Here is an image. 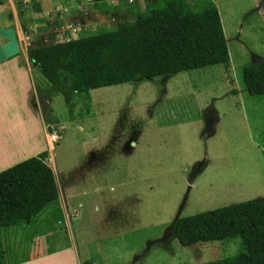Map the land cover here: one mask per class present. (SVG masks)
Listing matches in <instances>:
<instances>
[{"label": "rangeland", "instance_id": "374dc122", "mask_svg": "<svg viewBox=\"0 0 264 264\" xmlns=\"http://www.w3.org/2000/svg\"><path fill=\"white\" fill-rule=\"evenodd\" d=\"M147 1L106 0L115 6L107 14L78 0L66 14L81 15L78 25L88 26L70 38L131 23ZM183 1L199 7L198 0ZM210 1L220 16L226 67L95 89L86 104L75 97L69 112L27 58L28 50L57 43L60 23L79 22L63 14L69 0H0V26L13 27L19 45L0 69L27 70L35 99L29 106H37L42 124L29 119L10 68L0 72V123L15 116L30 145L43 128L45 162L58 189L56 203L33 225L0 230L8 261L25 250L69 245L78 254L73 264H205L245 252L239 237L183 248L170 234L178 218L264 198V95L249 96L241 77L245 66L264 59V0Z\"/></svg>", "mask_w": 264, "mask_h": 264}, {"label": "trees", "instance_id": "16d2710c", "mask_svg": "<svg viewBox=\"0 0 264 264\" xmlns=\"http://www.w3.org/2000/svg\"><path fill=\"white\" fill-rule=\"evenodd\" d=\"M104 13L106 0H90ZM177 14L166 0H149L145 13L131 23L116 22L111 30L28 50L27 58L62 96L69 112L75 97L90 101L89 92L122 84H140L161 76L229 64L217 8L198 0ZM249 96L264 95V59L241 71ZM47 151L0 172V230L30 226L58 200ZM172 237L180 247L239 237L245 252L205 264H264V198L248 200L176 219ZM26 238L33 234L25 233ZM8 261L0 238V264Z\"/></svg>", "mask_w": 264, "mask_h": 264}, {"label": "crops", "instance_id": "0c3cea01", "mask_svg": "<svg viewBox=\"0 0 264 264\" xmlns=\"http://www.w3.org/2000/svg\"><path fill=\"white\" fill-rule=\"evenodd\" d=\"M166 1L172 8L174 7L176 11L182 12V9H184V7L181 5V2L179 0H166ZM130 2L137 4L139 0H130ZM69 4H70L69 8H63L64 10L63 14H65L66 19H68V21L69 20L78 21L79 19L78 23L69 21L73 24L78 25L80 23V20L83 18L81 15L78 17V19L76 17L77 19L76 20V19H71L69 17L70 13L66 14L70 9L77 7L78 0H69ZM112 6H113L112 8L110 7L109 8L115 9V6L114 5ZM8 68H10L13 71V74L17 80L16 84H18L21 90L23 89L22 90V100H24L23 108L25 111H27L29 119L32 121V123H34L37 122L39 118L40 120L39 123L42 124L40 118V112L38 111L37 106L36 105H33V107L29 106V99L32 98L31 100H35L33 99L34 89L30 78V74L27 72L25 68L13 64L6 65L5 68L0 69V72L7 71ZM23 94H26V96H24L26 98H23ZM14 120H15V116L14 118L10 116L7 118L5 122L0 123V172L13 165L18 164L19 162L27 158L36 156L38 153L44 151L45 149L42 144V140L45 142V136L42 127L40 134L38 135L37 133L34 136L36 140H33V142L30 145L27 144V142H29L28 136L24 133L23 130H20L21 128L20 124L14 123ZM14 129H16L18 132H14ZM17 133L22 136H17L14 140L12 137ZM8 134H11V136L9 137ZM41 134H42V139H41ZM72 226L74 228L76 226L75 223H73ZM48 259H68V264H73V259H78V254L76 250L70 245L61 248L58 247L52 250H44L42 252L39 250H37L36 252H30L28 250H25L22 254V261L17 264H44V262Z\"/></svg>", "mask_w": 264, "mask_h": 264}, {"label": "water", "instance_id": "95a60500", "mask_svg": "<svg viewBox=\"0 0 264 264\" xmlns=\"http://www.w3.org/2000/svg\"><path fill=\"white\" fill-rule=\"evenodd\" d=\"M0 37L6 40V43L0 44V64L19 54V45L16 32L13 27L0 26ZM34 66V63H32Z\"/></svg>", "mask_w": 264, "mask_h": 264}, {"label": "built area", "instance_id": "2783aa9c", "mask_svg": "<svg viewBox=\"0 0 264 264\" xmlns=\"http://www.w3.org/2000/svg\"><path fill=\"white\" fill-rule=\"evenodd\" d=\"M87 1H90V0H87ZM87 26L88 25L86 26L85 25L83 26L75 25L71 22L64 21L60 23L59 28L55 31L54 37L58 39L57 43L72 40L73 38H70V36L79 34L82 31V29H86ZM61 36H63L62 39L60 38ZM45 42L47 43L48 41L45 40ZM52 43H55V42H52ZM50 138L52 140L55 137L54 135H51Z\"/></svg>", "mask_w": 264, "mask_h": 264}, {"label": "bare ground", "instance_id": "6f19581e", "mask_svg": "<svg viewBox=\"0 0 264 264\" xmlns=\"http://www.w3.org/2000/svg\"><path fill=\"white\" fill-rule=\"evenodd\" d=\"M46 139L49 140V141H51V138L50 137H47Z\"/></svg>", "mask_w": 264, "mask_h": 264}, {"label": "flooded vegetation", "instance_id": "af4514ba", "mask_svg": "<svg viewBox=\"0 0 264 264\" xmlns=\"http://www.w3.org/2000/svg\"><path fill=\"white\" fill-rule=\"evenodd\" d=\"M6 43V42H5ZM0 44H4V43H0ZM170 234H171V230H170Z\"/></svg>", "mask_w": 264, "mask_h": 264}]
</instances>
